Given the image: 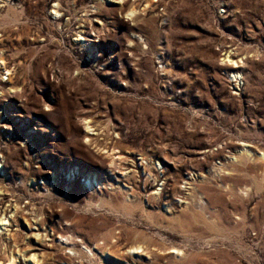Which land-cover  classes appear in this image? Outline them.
Listing matches in <instances>:
<instances>
[{
    "label": "rangeland",
    "instance_id": "1",
    "mask_svg": "<svg viewBox=\"0 0 264 264\" xmlns=\"http://www.w3.org/2000/svg\"><path fill=\"white\" fill-rule=\"evenodd\" d=\"M0 60V264H264V0H0Z\"/></svg>",
    "mask_w": 264,
    "mask_h": 264
},
{
    "label": "bare ground",
    "instance_id": "2",
    "mask_svg": "<svg viewBox=\"0 0 264 264\" xmlns=\"http://www.w3.org/2000/svg\"><path fill=\"white\" fill-rule=\"evenodd\" d=\"M150 2V1H149ZM148 4V3H147ZM148 7V6H147ZM134 9V8H133ZM137 11V10H136ZM54 13L55 14H58V11L55 9L54 10ZM3 58V57H2ZM1 62H0V64L2 65V67L9 73V70L6 68V66L4 65V62L2 61V60H0ZM233 78H238L239 77V74H238V72L237 71H234L233 72ZM247 153V155L248 156H250L249 155V153L250 152H246ZM252 157V156H251ZM257 161H260V160H263L264 161V152H262L261 154H259V155H256L255 157H254ZM254 159V160H255ZM262 161V162H263ZM264 164V163H263ZM245 170H247V171H249V172H247L246 174H245V176L246 177H248L249 176V173H250V170H251V168L250 167H246L245 168ZM151 173V172H150ZM263 177H264V172H263ZM239 182H241V180H238ZM254 182V181H253ZM255 184V183H254ZM261 188H262V185L259 183V182H256V189H257V191H260L261 190ZM263 190V189H262ZM239 191H241V193L242 194H246L247 192H248V189H240L239 188ZM218 201H220V202H224V198L222 197V196H218V199H217ZM214 201V200H213ZM9 223V222H8ZM1 226H4V225H6V222H4V220H3V218L1 219ZM128 226V225H127ZM131 231V230H130ZM61 234V233H60ZM65 235H60V237L61 238H65V240H69V236H67V237H64ZM120 236V235H119ZM118 238V237H117ZM72 240V239H71ZM118 240V239H117ZM120 240V239H119ZM118 240V241H119ZM117 241V242H118ZM68 242V241H67ZM72 243V242H71ZM74 244V243H73ZM112 244V243H111ZM112 246H113V248L115 247V246H117V243H113L112 244ZM117 248V247H116ZM136 248H138V247H136ZM177 251L180 253V252H182L180 249H177ZM179 255V254H178ZM33 257H35L34 255L32 256V259H34ZM31 259V258H30ZM9 263L10 264H15L16 263V257L15 256H12L11 257V261H9Z\"/></svg>",
    "mask_w": 264,
    "mask_h": 264
}]
</instances>
